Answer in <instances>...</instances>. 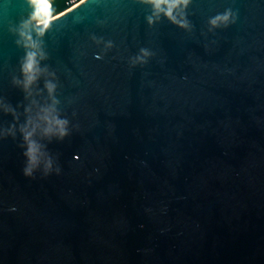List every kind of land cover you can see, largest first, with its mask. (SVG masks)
<instances>
[{
	"label": "water",
	"instance_id": "1",
	"mask_svg": "<svg viewBox=\"0 0 264 264\" xmlns=\"http://www.w3.org/2000/svg\"><path fill=\"white\" fill-rule=\"evenodd\" d=\"M48 1L0 0V264H264V0Z\"/></svg>",
	"mask_w": 264,
	"mask_h": 264
},
{
	"label": "clouds",
	"instance_id": "2",
	"mask_svg": "<svg viewBox=\"0 0 264 264\" xmlns=\"http://www.w3.org/2000/svg\"><path fill=\"white\" fill-rule=\"evenodd\" d=\"M145 2L152 4L154 12L157 15H159L160 13H163L173 23H177L181 27H187L186 22L177 20L176 16L173 14V10L176 9L180 5H187L189 0H145ZM49 9H50V6H49ZM227 20H228V15L225 14L222 17L218 16L211 23L213 25H216L218 21H227ZM148 23L149 24L152 23V17H148ZM20 36H21V39L24 41V46L26 48H30V49L37 48L36 42L32 40L29 34H27L24 31H21ZM145 55H147L146 52H145ZM41 58H43L42 54H41ZM22 71L25 75V88H27L37 78V73L39 71L36 51L30 50L27 52V55H26V58H25V61L22 67ZM48 88H49V91L51 92L54 88V85L49 84ZM55 124L57 125L58 134L60 137L67 135V131L65 128L66 121L56 120ZM30 136H31V133H28L25 136V139L28 140ZM35 152H36V148L34 144L29 143V147H28V151L26 155L29 157L30 164H35L36 162ZM25 175H31V167L25 170Z\"/></svg>",
	"mask_w": 264,
	"mask_h": 264
},
{
	"label": "bare ground",
	"instance_id": "3",
	"mask_svg": "<svg viewBox=\"0 0 264 264\" xmlns=\"http://www.w3.org/2000/svg\"><path fill=\"white\" fill-rule=\"evenodd\" d=\"M47 1V3H49V1L48 0H46Z\"/></svg>",
	"mask_w": 264,
	"mask_h": 264
},
{
	"label": "built area",
	"instance_id": "4",
	"mask_svg": "<svg viewBox=\"0 0 264 264\" xmlns=\"http://www.w3.org/2000/svg\"><path fill=\"white\" fill-rule=\"evenodd\" d=\"M46 1V0H45ZM47 2V1H46Z\"/></svg>",
	"mask_w": 264,
	"mask_h": 264
}]
</instances>
